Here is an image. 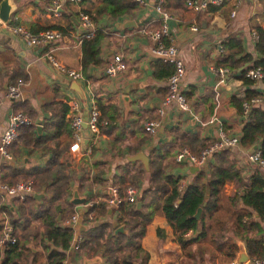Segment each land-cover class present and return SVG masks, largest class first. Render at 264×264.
I'll return each mask as SVG.
<instances>
[{
	"label": "crops",
	"instance_id": "0c3cea01",
	"mask_svg": "<svg viewBox=\"0 0 264 264\" xmlns=\"http://www.w3.org/2000/svg\"><path fill=\"white\" fill-rule=\"evenodd\" d=\"M142 2L144 5H140V10L132 17L112 21L103 15L95 22H91L93 31H101L104 35L100 46L102 66H90L86 74H83L80 67L81 49L78 38L85 29H80L77 7L68 0H9V4L14 7L8 18L9 22L23 27L32 35L44 30H53L54 27L61 28L64 35L60 40L47 42L43 46H28L25 40L0 26V134L6 127L9 114L16 111L17 106L22 105L24 111H21L24 116L26 108L33 114L31 118L27 115L25 117L34 127L37 137L44 136L46 131H52L59 114H62V106L68 108L69 102L76 104L83 121L91 104L95 105L97 100L114 104L119 112L115 130H111L110 134L99 132V135L94 137L83 125L79 151L76 154L68 153L71 138L58 136L61 142L57 151L62 150L58 162L64 164V171L71 179L69 194L61 196L57 201H51L49 188L45 186L50 182L47 181V184L42 182L43 176L54 170V166L49 167L51 152L16 143L10 147L11 160L4 162L0 159L2 169L0 180H3V183L30 180L34 186L33 195H41L37 199H33V196L28 197L30 202L28 200L26 203H20L0 192V222L5 216L10 225L11 235L18 239L17 256L11 259L12 264H47L46 256L52 244L44 235V225L39 218H35V215L41 207L51 210L56 205H60L62 210L55 218L56 227L67 228L62 227L60 222L74 212L81 214L83 226L81 228L75 223L68 228L73 234L62 264H83V259L94 258L100 260L95 264H105L99 254L93 255L92 252L83 251L80 247L74 250L73 247L76 239L80 241L82 234H86L91 223L94 227L100 223H109L113 234L115 228L121 227L115 222L116 207L110 208L104 202L109 187H112L111 183L116 182L119 176L121 166L127 163L133 165L130 179L131 188L134 189L136 196L134 206L137 203L141 206L138 193L147 187L151 172L150 155L155 151L168 150L174 156L180 149L179 141H182L183 135H195L205 145H209L217 140L220 133L229 138L239 137L241 134L244 119L241 114L235 112L231 99H242L244 96L245 87L237 80L238 73L242 69H248L257 59L253 27L258 26L264 30V2L243 0L233 17L230 16L233 1L216 7L217 10L212 13L208 11L209 8L200 13H192L185 9L184 3L181 8L164 9L167 15L164 24L167 27L168 43L175 47L176 58L183 67L181 84L184 88L185 110H180L174 102L162 106L167 94L168 79L152 76V66L161 60L151 53L154 44L147 38L135 34L142 26L157 28L162 23L161 15L154 11L153 0ZM99 4L100 0H88L79 8L92 12ZM54 5L57 7L56 16L51 12ZM63 15L68 19L66 20ZM126 22L134 24L130 23L128 26ZM122 24L126 26L120 27ZM191 27H195L196 31H191ZM232 36L240 39L243 53L251 57V60L241 64L232 76L228 74L224 85L217 86L218 78L210 68L216 67L221 58V43ZM113 54L122 55L126 70L121 76L104 77L102 69ZM47 56H51L65 69L80 71L83 80L69 81L50 65ZM19 81L24 83L20 100L3 99L6 88ZM253 88L258 91L260 86L253 85ZM122 97L129 100L126 110ZM211 97L214 100L213 108L207 115ZM159 110L162 113L161 117L157 114ZM68 117L69 108L64 114V119L66 122L69 121L71 129ZM152 120H160V128L154 137L147 136L143 129L141 145H138L139 135L130 134L131 123L140 122L143 128L146 121ZM36 127H40L39 134ZM119 133L122 135L117 137L119 142L112 143ZM53 141L55 140L48 141L46 146L51 149ZM110 145L113 148H110ZM228 152L235 160L237 168L242 171V178L246 183L248 177L257 169L246 160L249 149H243L238 145L228 148ZM138 153L146 157L147 171L140 162L127 161V157ZM211 156L208 157L207 163L212 162ZM207 163L202 167H195L186 159L177 163L172 158L167 172L178 178L179 187L183 188L198 174L206 175ZM97 171H101V174L95 178ZM202 182L204 183V180ZM206 191L207 188L205 195ZM74 192L77 193V198L84 199L85 203L89 199L94 204L104 202V210L97 213L96 207L86 215L87 209L83 205L70 204ZM239 193L240 190L236 189L234 183L223 184L218 194L216 210L204 220L205 238L190 244L185 250H182L174 240L172 230L164 219L157 214L153 216L140 240L141 249L148 255L145 264H236L240 247L247 256L240 236L233 232L236 228V216L245 211L238 199L232 200L234 195H240ZM11 221L16 223L11 224ZM156 230L161 231V238L157 237ZM199 233V229L189 231L184 238L194 239ZM120 234H126V230L123 229V233ZM250 260L247 256V260L238 264H251Z\"/></svg>",
	"mask_w": 264,
	"mask_h": 264
},
{
	"label": "trees",
	"instance_id": "16d2710c",
	"mask_svg": "<svg viewBox=\"0 0 264 264\" xmlns=\"http://www.w3.org/2000/svg\"><path fill=\"white\" fill-rule=\"evenodd\" d=\"M264 2V0H260ZM88 0H81L79 5L87 3ZM184 0H163L162 10L168 7L181 8ZM264 6V4H263ZM209 8V9H208ZM209 12H215L217 8L208 7ZM140 10V5L133 0H100V4L94 8L92 12L81 9L80 12L87 15L90 23L95 22L101 16H107L112 21H119L123 18L132 17ZM78 15V12H77ZM67 20V16L63 15ZM47 31V30H44ZM59 33L60 37L64 35V31L59 27H54L53 30ZM255 36L254 51L257 59L254 60L248 69L260 68L264 74V30L258 26L253 27ZM101 31H94L91 38L82 39L80 41V67L81 72L86 74L88 67H101V41L103 40ZM62 38V37H61ZM165 41V40H163ZM221 58L215 65L216 67L225 68L232 76L239 69L241 64L251 60V57L245 55L241 48L240 39L237 36L226 38L220 45ZM247 69L239 71L237 80L245 87L243 99H248L250 96L257 94L253 88V83L242 77V74ZM174 73V65L156 61L152 66V76L154 78L168 79ZM264 82V79H263ZM247 87V88H246ZM213 97V94H212ZM211 97L209 102V111L213 108L214 100ZM242 99H231V105L235 112L240 114V101ZM212 103V104H211ZM96 109L99 113L98 122H105L104 126L99 125V132L110 134L111 130H115V125L118 122L119 112L114 104L95 102ZM51 109V107H49ZM17 112L24 113V105L17 106ZM68 108L62 106L61 113L56 120L52 131H46L44 136L37 137L33 126L19 127L17 129V138L14 144L23 146H33L51 152L52 158L49 160V167L54 166L53 171H48L46 176H43L42 182L50 184L48 192L51 196V201H57L59 198L65 197L70 191V175L64 171V164L58 160L62 154L57 151L59 147L58 136L62 135L66 138H71V129L69 121H65L64 114ZM14 111V112H16ZM25 114L32 117L29 108L25 109ZM25 115V116H26ZM26 116V117H27ZM264 111L258 107H253L244 121L239 145L243 149H250L257 144L259 147L260 158L264 161ZM48 127V126H47ZM130 134H138V145H141V131L143 128L140 122L134 121L130 126ZM117 137H122L121 133L115 136L112 143H118ZM54 139L52 148H48L46 143ZM182 141H179V147L186 149L192 154L197 155L198 152L207 147L201 142L197 136H182ZM11 145V146H12ZM110 148H113L110 145ZM179 149V150H180ZM221 150L212 154V162L207 163L206 175L198 174L192 182L185 187H179V179L173 177L167 172V168L174 159L171 152L168 150H158L150 155L149 179L145 189L138 193V199L141 202L139 209H135L132 204L126 203L124 200L125 190L131 186L130 174L133 170V165L127 163L121 166L119 176L116 182L111 183L112 187H116L117 195L120 200L116 206L115 222L117 225L126 230V234H113V229L109 223H100L94 227L91 223L86 234L80 237V248L83 251H90L99 254L105 264H145L148 255L140 247V240L145 232V227L156 214L161 216L166 225L172 230L174 240L182 250L192 243L198 242L205 238L206 230L204 228V220L217 208L218 194L221 187L225 183H234L236 189L240 190V195H234L232 200H239L241 206L245 210L244 213L238 214L235 218L236 228L233 230L235 234L240 236L244 244L246 254L249 259H260L264 255V174L256 169L245 181L242 178V171L237 168L235 160L231 157L228 149ZM101 171L95 173V178L99 177ZM50 178L51 180H48ZM204 180V183L202 182ZM62 185V190L60 186ZM208 189V199L205 205L201 208L199 220H195L193 215L197 208L201 207L204 202L205 190ZM31 198V197H29ZM29 198L25 199L24 203L28 202ZM92 204L87 208V214H90L97 207V213L103 211L104 202L94 204L90 199L87 200ZM20 202V203H22ZM30 202V200H29ZM61 206L56 205L51 210L46 207H41L35 215L44 225V235L51 242L52 247L48 249L46 256L47 264H62L65 259V252L68 249L72 239V231L68 228H59L55 226V218L57 213H61ZM1 213V209H0ZM96 213V212H95ZM18 222V221H17ZM94 222V219H93ZM16 223L11 221V224ZM199 229V235L194 239L186 240L185 234L189 231ZM157 237L161 238L162 233L156 230ZM13 246L5 248L2 252L0 264H12L11 259L17 256L18 239ZM222 246V245H221ZM220 246V247H221ZM53 248V249H52Z\"/></svg>",
	"mask_w": 264,
	"mask_h": 264
},
{
	"label": "built area",
	"instance_id": "2783aa9c",
	"mask_svg": "<svg viewBox=\"0 0 264 264\" xmlns=\"http://www.w3.org/2000/svg\"><path fill=\"white\" fill-rule=\"evenodd\" d=\"M81 0H68L69 3L73 4L77 7L78 10V20L80 27L85 31L81 33V36L78 38V42L82 39H89L93 34L92 25L87 15L80 12L79 3ZM139 5H144L142 0H133ZM233 1V7L230 12V16L233 17L237 9L243 3V0H184L185 9L191 11L192 13H200L206 11L208 7H221L224 4L230 3ZM153 9L154 11L161 15L162 23L155 29L149 28L148 26H142L135 31V34L140 35L142 37L147 38L154 44V47L151 50L152 55L158 56L161 58V61L164 63H170L174 65V73L168 78L167 85V94L162 102V106H165L171 102H174L178 105L180 110H185V99H184V88L181 84V77L183 67L179 60L176 58V49L175 47L168 43L167 39V27L164 24V21L167 19V15L162 10V2L163 0H153ZM57 7L54 5L51 8V12L53 15L57 14ZM15 20V19H14ZM1 28L7 30L11 34L16 37L22 38L25 40L28 46H43L47 42L60 40L61 37L56 31H43L38 33L37 35L30 34L23 27L7 21L6 23L0 22ZM191 31H196L195 27H191ZM165 40V41H163ZM47 60L50 65L56 69V71L68 79L69 81L76 82L82 81L83 76L80 71H73L65 69L62 66H59L51 56H47ZM126 70V65L123 61L122 55L113 54L110 60L105 64L102 69V75L104 77L114 78L117 76H121ZM213 74L218 78L217 86L224 85L226 81V77L229 76L228 72L225 68L222 67H214L210 68ZM242 77L248 81H251L253 85H259L260 89L256 92L257 94L254 96H250L248 99H243L240 101V114L244 121L247 119L251 109L253 107H258L264 111V74L261 72L260 68L255 69H247ZM24 83L22 81L17 82L14 85H10L6 88L3 99L7 101H18L20 100L22 88ZM69 108V120L72 129L71 133V143L68 145V153L76 154L79 151V144L81 142L80 132L83 125L86 127L88 132L96 137L99 135V125L104 126L106 123L103 121L101 123L98 122L99 113L94 104H91V107L88 111V115L85 118V121L82 120L80 113L77 109V106L73 102L68 103ZM161 110V109H160ZM158 111V116H162L161 111ZM213 120V118H212ZM211 120V121H212ZM264 121V116H263ZM30 121L21 113V112H12L7 117L6 127L3 132L0 134V159L4 162H8L11 160L10 155V147L15 143L17 138V129L19 127H27L30 126ZM160 128V120H152L146 121L143 124V129L147 136L154 137ZM239 137L229 138L225 134L220 133L217 137V140L210 143L207 147L201 149L198 154L192 155L187 149L181 148L174 155V160L177 163H180L183 159H186L188 163L195 167H202L206 165L208 161V157L218 151L236 147L239 145ZM256 149H249L248 154L246 155V160L256 166L264 174V161L260 158L259 147L257 144ZM2 169L0 168V178H1ZM33 182L30 180L26 181H18L12 184L3 183V180H0V192L3 193L4 196L8 198H12L19 202L24 201L28 197H31L34 193ZM181 187V186H180ZM117 190L113 187H109L108 196L104 199L105 205L108 207H116L120 200L117 195ZM135 191L133 188L128 187L125 190L124 200L128 204L134 205L136 203ZM92 204L90 202L84 203V208L91 207ZM79 214L73 213L68 218L63 219L60 224L62 227L70 228L78 221ZM91 220V217H89ZM10 225L5 216H3V220L0 222V259L2 256V252L5 248L9 246H13L16 242L15 238L11 235ZM79 239H76L74 243V250H78L80 245ZM251 264H264V255L260 259H251Z\"/></svg>",
	"mask_w": 264,
	"mask_h": 264
},
{
	"label": "water",
	"instance_id": "95a60500",
	"mask_svg": "<svg viewBox=\"0 0 264 264\" xmlns=\"http://www.w3.org/2000/svg\"><path fill=\"white\" fill-rule=\"evenodd\" d=\"M14 11V7H12L10 4H9V0H0V22H3V23H6L8 21V18L10 16V14ZM130 23L134 24L133 22H126L125 24L130 26ZM75 24H77L75 22ZM119 24H117L118 26ZM126 25H120V27L122 26H126ZM82 29V28H80ZM155 56V55H153ZM156 58L160 59V57L156 56ZM76 91V90H75ZM77 92V91H76ZM23 97V95H22ZM122 101H123V105L125 107V110H126V106L127 104L129 103V100L126 98V97H122ZM39 131H40V127H36V132L39 134ZM253 150L256 149V146H253L252 147ZM127 161L129 162H140L142 165H143V168L145 171H147L148 169V163H147V159L144 155H142L141 153H138L134 156H131V157H127ZM33 196V199H37L39 198L41 195H32ZM207 196H208V191H206V195H205V198H204V202L202 203L201 207L197 208L196 211H195V214L193 215V218L195 220H199V217H200V213H201V208L205 205V202L207 200ZM85 201L84 199H78L77 198V193L74 192L73 196H72V199L70 200V204L73 205V206H81V205H84ZM136 209H139L140 207V203H137L135 205ZM81 221H82V218H81V214H79V217H78V221L77 223L79 224V226L81 228H83V226H81ZM113 227H115V224H113ZM115 233H123V229L121 227H118V228H115L114 230V234ZM239 254L237 256V259L235 261L236 264L238 263H242L244 262L245 260H247V256L244 254L243 252V249L242 247L239 248ZM100 260L99 258H94V259H91V260H84L83 259V264H95V263H98Z\"/></svg>",
	"mask_w": 264,
	"mask_h": 264
},
{
	"label": "rangeland",
	"instance_id": "374dc122",
	"mask_svg": "<svg viewBox=\"0 0 264 264\" xmlns=\"http://www.w3.org/2000/svg\"><path fill=\"white\" fill-rule=\"evenodd\" d=\"M22 181H25V180H22Z\"/></svg>",
	"mask_w": 264,
	"mask_h": 264
}]
</instances>
